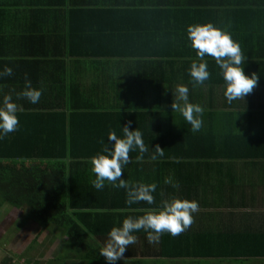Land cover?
I'll return each instance as SVG.
<instances>
[{"label": "trees", "instance_id": "1", "mask_svg": "<svg viewBox=\"0 0 264 264\" xmlns=\"http://www.w3.org/2000/svg\"><path fill=\"white\" fill-rule=\"evenodd\" d=\"M222 3L0 0V14L41 15L48 8L50 18L61 19L63 27L51 22L40 47L43 52L30 48L0 52L3 62L11 61V54L21 65L31 62L29 73L19 76L16 84L0 78V98L11 94L18 106L16 130L0 139V203L27 208L36 222L62 229L67 249L97 264L105 260L99 248L113 226L125 217L159 208L161 201L174 196L198 203L191 224L175 236L164 232L152 243L143 229L134 232L141 239L126 248L123 257L128 264H147V259L202 264L230 255L248 260L264 253L261 233L253 240L248 234L238 236L244 244L229 250L231 244L224 240L234 236L220 232L211 220L217 213L213 189L227 182L212 178L221 170L215 160L238 157L237 151L246 146L236 141L237 134L220 127L218 116L205 112L218 108L216 88L221 77L214 59L206 56L209 79L199 85L191 80L188 69L196 57L186 28L203 24L206 13H214ZM32 65L37 67L30 70ZM26 78L33 88L41 89L36 104L16 95ZM178 84L188 87L189 102L205 110L198 131H192L180 112L171 108ZM129 122V130L141 131L148 151H130L121 178L129 186L155 183L152 204L142 200L126 204V190L108 181L100 190L92 186L91 157L107 143L108 133L122 136V127ZM154 146L163 152L155 160ZM169 176L178 187L164 183Z\"/></svg>", "mask_w": 264, "mask_h": 264}, {"label": "crops", "instance_id": "2", "mask_svg": "<svg viewBox=\"0 0 264 264\" xmlns=\"http://www.w3.org/2000/svg\"><path fill=\"white\" fill-rule=\"evenodd\" d=\"M222 4L214 13H206L204 23L211 22L226 30L238 42L244 57L243 50L252 53L253 58L245 57L241 67L246 75L256 73L258 76L252 91L232 103L226 102L223 96L224 81L220 78L215 99L218 108L202 111L218 116L220 127L237 134H234L236 141L246 146L237 151L238 157L217 158L215 161L221 164L220 174L217 171L212 177L227 181L222 187L213 189L212 196L217 198L213 212L217 213L211 220L220 232L234 236L224 240L231 244L228 249L233 250L235 244H244L238 236L248 234L253 240L261 233L264 238V0H223ZM51 22L62 27L61 19L50 18L48 8L41 15L34 11L0 14V52H24L26 48L43 52L44 48L40 47L44 44L43 36L51 30ZM10 57L9 62L0 61V70L10 67L12 75L2 78L16 84L19 76L29 73L31 62L21 65L13 61L12 54ZM36 67L32 65L30 70ZM230 144L235 145L234 142ZM12 214H16L15 217ZM21 215V209L0 203V264H97L67 249L65 231L53 224H42L30 217L14 228L13 220ZM136 239L140 241L141 238ZM252 240L250 243L254 242ZM101 263L108 264L106 260ZM115 264H128V259L122 257ZM185 264L192 263L186 261ZM202 264H264V253L248 260L230 255L203 260Z\"/></svg>", "mask_w": 264, "mask_h": 264}, {"label": "clouds", "instance_id": "3", "mask_svg": "<svg viewBox=\"0 0 264 264\" xmlns=\"http://www.w3.org/2000/svg\"><path fill=\"white\" fill-rule=\"evenodd\" d=\"M187 39L190 47L195 50V57L189 66L188 74L196 84H202L209 79L208 62L206 56L214 59L219 69V75L224 81L223 96L228 103L243 99L250 93L257 83L256 73L246 75L241 67L243 56L238 42L224 29L213 23L190 24L186 28ZM12 69L5 66L0 70V78L11 76ZM188 87L178 84L174 89L175 102L171 108L180 112L182 117L190 124L192 131L201 128L202 107L199 104L189 102ZM17 97H23L31 104L39 102L41 89L33 88L31 81L27 78L24 87ZM173 95V93H172ZM17 104L11 94H4L0 98V139L16 130L18 126ZM129 122L122 127V136L115 132L108 133L107 143L103 144L100 152L91 157L92 172L95 179L92 186L100 190L104 182L112 183L113 187L126 190V204H134L145 201L152 204V193L156 189L155 183H138L129 186L122 177V167L129 163V152L138 150L140 154L148 151L145 146L142 133L138 128L129 130ZM151 158L155 160L163 155L159 146L153 147ZM139 158V157H138ZM164 183L178 187L171 177H165ZM198 211V203L195 200L172 197L161 201V206L147 210L143 215L137 217H125L119 226H113L107 233V238L99 248V254L104 257L108 264L123 257L128 245L136 242L134 232L143 229L149 243L157 240L159 235L168 232L175 236L186 229L192 222V214Z\"/></svg>", "mask_w": 264, "mask_h": 264}, {"label": "rangeland", "instance_id": "4", "mask_svg": "<svg viewBox=\"0 0 264 264\" xmlns=\"http://www.w3.org/2000/svg\"><path fill=\"white\" fill-rule=\"evenodd\" d=\"M21 210H22V215L19 216L18 219L13 220L14 228H17V226L20 223H23L24 221L28 220L31 217L27 208L23 207ZM15 215L16 214H12V217H15ZM148 264H180V262H174V261H168V260H157V261L148 260Z\"/></svg>", "mask_w": 264, "mask_h": 264}]
</instances>
